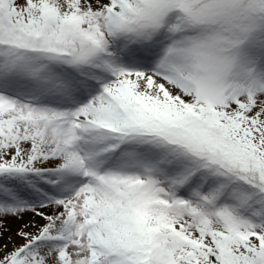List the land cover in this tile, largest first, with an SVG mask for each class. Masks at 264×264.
I'll return each mask as SVG.
<instances>
[{
  "label": "rangeland",
  "instance_id": "rangeland-1",
  "mask_svg": "<svg viewBox=\"0 0 264 264\" xmlns=\"http://www.w3.org/2000/svg\"><path fill=\"white\" fill-rule=\"evenodd\" d=\"M235 1L0 0V264H264L230 144L264 159V14Z\"/></svg>",
  "mask_w": 264,
  "mask_h": 264
},
{
  "label": "trees",
  "instance_id": "trees-1",
  "mask_svg": "<svg viewBox=\"0 0 264 264\" xmlns=\"http://www.w3.org/2000/svg\"><path fill=\"white\" fill-rule=\"evenodd\" d=\"M189 1H191V0H187V3H188L187 6L189 8H195L202 3H205L207 1H213V0H194L195 3H192V4H190ZM258 1L259 2L257 3V5H255V7L259 8L261 10L260 12L262 14H264V4L262 3L263 0H258ZM249 4H253L251 0H236L233 5L231 4V8H232L231 14H233L234 16L237 15V17H243L245 14L244 15H239V14L245 12V10L248 8ZM4 13L5 12H3V15H4ZM2 18H4V16H2V12H1V8H0V20H1L0 32L3 31V32L7 33L9 31V29L12 27V25L10 24L9 21L5 20V18L3 20H2ZM9 35L11 36V38L9 40H5L3 43H5V48L7 47L9 52L14 53L16 51V47L18 46V44H15V41H13V43H12L11 40H12L13 34H9ZM42 40H40V42ZM37 41H38V39H34V42L31 43L32 45L28 46V48L30 47L33 50V49H35V47H39V45H37L38 44ZM25 44L27 45L29 43H25ZM57 46H58V44L55 42L52 45L48 46L46 49H48L49 51L51 49L56 50L55 48H57ZM215 129H217L218 131L213 133L212 131ZM210 130L215 136L219 137V135H218L219 128H217L215 126H210ZM230 144L235 149L234 151L237 152L239 159H247V160L251 161V162H249V164L253 168H255L257 165L262 166V170L258 169L257 167L255 169L251 170L250 166H248V165H246L245 167L240 166V165H238V161H236V163L238 165V168H236L237 174L244 176L250 182L254 183L255 185H258L259 189H261L263 191V197H264V163H263L264 159H262L261 154L259 155L256 153H251V152L245 150L244 148H246V147H242L240 144H237V147H235L236 144H234V143H230ZM196 151L199 152L197 149H196ZM219 159H220V162H222V164L226 168L231 167L233 169L234 164H232L229 161V159L227 158V156L225 154L223 156L220 155Z\"/></svg>",
  "mask_w": 264,
  "mask_h": 264
}]
</instances>
